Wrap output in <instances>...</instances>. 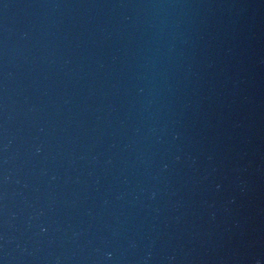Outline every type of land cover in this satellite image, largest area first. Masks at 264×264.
Wrapping results in <instances>:
<instances>
[{
    "label": "water",
    "instance_id": "obj_1",
    "mask_svg": "<svg viewBox=\"0 0 264 264\" xmlns=\"http://www.w3.org/2000/svg\"><path fill=\"white\" fill-rule=\"evenodd\" d=\"M0 264H264V0H0Z\"/></svg>",
    "mask_w": 264,
    "mask_h": 264
}]
</instances>
